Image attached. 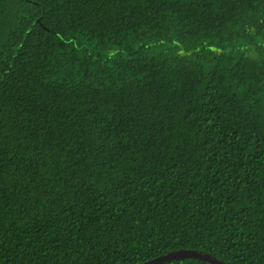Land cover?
<instances>
[{
	"label": "trees",
	"instance_id": "1",
	"mask_svg": "<svg viewBox=\"0 0 264 264\" xmlns=\"http://www.w3.org/2000/svg\"><path fill=\"white\" fill-rule=\"evenodd\" d=\"M184 249L264 264V0H0V264Z\"/></svg>",
	"mask_w": 264,
	"mask_h": 264
},
{
	"label": "water",
	"instance_id": "2",
	"mask_svg": "<svg viewBox=\"0 0 264 264\" xmlns=\"http://www.w3.org/2000/svg\"><path fill=\"white\" fill-rule=\"evenodd\" d=\"M178 258H198L201 260L208 261L212 264H225L223 261L219 260L215 256L201 252L198 250L184 249L179 251L170 252L167 254H162L155 258L149 259L142 264H159L168 260L178 259Z\"/></svg>",
	"mask_w": 264,
	"mask_h": 264
}]
</instances>
